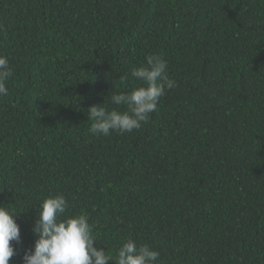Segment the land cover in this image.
I'll return each mask as SVG.
<instances>
[{
    "label": "trees",
    "instance_id": "obj_1",
    "mask_svg": "<svg viewBox=\"0 0 264 264\" xmlns=\"http://www.w3.org/2000/svg\"><path fill=\"white\" fill-rule=\"evenodd\" d=\"M155 54L177 87L139 130L90 133L89 107ZM0 55L9 264L57 194L113 257L132 239L157 264H264V0H0Z\"/></svg>",
    "mask_w": 264,
    "mask_h": 264
},
{
    "label": "clouds",
    "instance_id": "obj_2",
    "mask_svg": "<svg viewBox=\"0 0 264 264\" xmlns=\"http://www.w3.org/2000/svg\"><path fill=\"white\" fill-rule=\"evenodd\" d=\"M167 66L162 55L147 56L143 65L131 71V76L141 83L140 87L107 95L103 104L89 107L88 118L93 121L89 132L108 136L111 132L124 134L139 130L157 110L166 90L177 87L176 81L167 75ZM13 74L9 59L0 55V97L8 95L6 85ZM120 80L124 84L127 76ZM67 208L66 198L60 194L48 196L41 202L31 229L34 244L25 250L23 264H109L113 259L115 264H157L160 253L147 244L138 246L132 239L117 249L115 257L94 247V241H98L92 234L88 218L85 215L67 216ZM14 213L0 205V264H9L15 255L12 242H21L20 226Z\"/></svg>",
    "mask_w": 264,
    "mask_h": 264
}]
</instances>
